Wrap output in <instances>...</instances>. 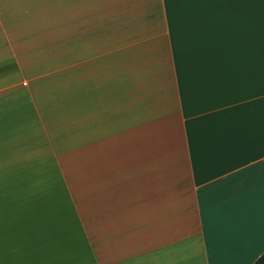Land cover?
Returning <instances> with one entry per match:
<instances>
[{
    "label": "crops",
    "instance_id": "crops-1",
    "mask_svg": "<svg viewBox=\"0 0 264 264\" xmlns=\"http://www.w3.org/2000/svg\"><path fill=\"white\" fill-rule=\"evenodd\" d=\"M49 1L51 49L67 50L66 114L80 100L85 161L99 170L85 171L82 203H48L29 222L21 194L50 167L29 165L27 148L53 154L60 136L43 119L61 115L57 91L39 90L21 58ZM27 12L35 26L21 25ZM263 254L264 0H0V264H255Z\"/></svg>",
    "mask_w": 264,
    "mask_h": 264
},
{
    "label": "rangeland",
    "instance_id": "rangeland-1",
    "mask_svg": "<svg viewBox=\"0 0 264 264\" xmlns=\"http://www.w3.org/2000/svg\"><path fill=\"white\" fill-rule=\"evenodd\" d=\"M51 4L54 6L51 1L45 3L42 7L44 8L43 13L41 10L38 11V14L41 12L43 17L42 19L37 20V37L35 32H32V29L29 28L28 33L26 34L27 42L24 41V45L28 46V50L23 51L21 54V58L26 65L34 66L33 68L25 67V70L30 80L35 79L34 81L39 86V90L57 91L58 98L55 99V102L57 103L61 113L60 116H44L43 118L50 121L54 130H60V136L54 138L55 141L58 138L59 146L57 145L54 148L53 154H51V150L46 145L34 146L29 144L27 148L29 165L44 163L50 167V170L47 169V175H49V177L38 180V185H34L29 188L28 195L24 194L25 192L21 194L23 200L24 197L29 198L22 203V205L24 204L26 213L28 209L29 222L32 221V216L36 213V211L39 212L41 210L40 208L46 206L48 203L53 202L51 203L53 205H62L64 202H72L73 197L75 199V203H82L86 194L84 189L86 186V180L84 179L85 171L99 170L98 160L92 162L85 161L82 114H79L82 108L81 110L78 109L80 100H75L74 105H76V116H67L66 114L69 101L67 50L62 48L61 50H52L51 48L53 45H50V39L53 41L56 36L45 32L46 30H50L51 27V19L48 16V12H51ZM63 11L64 13L60 10L62 17L59 18V11L56 13V22L60 27L53 22V25L59 27V29L64 28L59 30L58 42H56V45L59 47L66 46V42H63V35H65L64 37L66 38L67 10L63 8ZM25 15L27 17L26 23H24V20L21 25L26 26V24L30 22L29 24L35 26V24H33L35 20L31 19L29 12L25 13ZM15 22L16 23L14 25L16 26L19 20H15ZM42 25L44 26V31L42 29ZM39 48H43V50L40 51ZM45 101L50 102L51 100ZM67 118L71 120L69 123H67ZM73 118H75L74 121ZM53 163H55L57 168H55ZM57 170L65 172V174H69L71 177L57 178ZM36 174L38 173L36 172ZM15 200L17 199L12 198L13 207L19 206L18 203H14ZM44 235H57V228L44 227ZM77 240H80L78 237V231Z\"/></svg>",
    "mask_w": 264,
    "mask_h": 264
},
{
    "label": "trees",
    "instance_id": "trees-1",
    "mask_svg": "<svg viewBox=\"0 0 264 264\" xmlns=\"http://www.w3.org/2000/svg\"><path fill=\"white\" fill-rule=\"evenodd\" d=\"M255 264H264V254Z\"/></svg>",
    "mask_w": 264,
    "mask_h": 264
}]
</instances>
